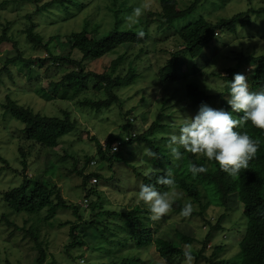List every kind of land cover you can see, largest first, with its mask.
Listing matches in <instances>:
<instances>
[{
	"label": "rangeland",
	"instance_id": "1",
	"mask_svg": "<svg viewBox=\"0 0 264 264\" xmlns=\"http://www.w3.org/2000/svg\"><path fill=\"white\" fill-rule=\"evenodd\" d=\"M114 1L0 0V36L4 28H8V39L0 44V69L9 64L10 58L18 59L8 66L10 75L6 71L0 73V155L7 160L4 162L0 158V264H39L33 238L24 236V230H15L2 217V213L9 210L3 199L4 192L18 186L25 175L33 178L43 176L53 181L69 203L79 206L77 212L73 207L62 206L49 210V206L37 215H31L32 219L27 225L25 221L29 215H8L21 227H29L31 222H37L42 236L48 241L49 260H57V264L99 263L127 257L137 259L133 264H187L184 256L172 262L162 258L155 242L142 248L128 242L127 235L121 231L123 228L115 222L118 219L121 222L124 218L116 217L114 213L102 215L103 211L134 212L135 206H139L138 214L145 223L150 228H156L154 239L168 238L183 250H191V264H211V261L218 260L234 264L231 258L238 252L235 228L244 227L248 221L243 213V203L236 196H232L229 208H221L208 205L202 186H199L204 194L202 201L175 188L167 192L170 196L175 193L170 211L160 219L152 220L148 206L138 199L144 179L157 169L153 156L147 155L145 151H151V148L138 141L126 145L124 140L130 138L126 133L122 140L117 139L112 145H108V142L111 134L120 133L126 119L133 123L131 136L143 133L153 122L158 121L166 127L156 131L154 142L166 150L168 140L165 138L178 134L179 123L189 116L194 117L199 110L192 105L186 93L189 82L199 84L209 93L219 94V99L227 97L229 89L225 88V81L217 77L214 71L219 70L227 76L229 67L238 66V73L246 76L249 90L252 91L253 76L261 64L240 62V58L243 55L261 58L264 55V13H252L247 19L245 12L264 7V0H177L182 9L196 3V10L188 17L176 20L166 30L161 14V0H130L126 7L133 3L134 9L126 12L120 22L112 9ZM119 1L122 0H117V4ZM136 9L140 10L139 16L135 15ZM238 13L243 15L232 20ZM201 16L213 25L224 19L230 20L228 29L218 30L219 34L205 48L206 56L201 61L194 62L189 55L182 58L178 68L181 78L177 82L161 81L159 72L172 57L174 50L181 48L182 39L178 30ZM31 26L42 37L41 44L28 39L27 31ZM117 26L120 30L135 27L145 33L147 40L136 44L125 43L108 54L83 61L79 50L72 47L71 36L74 32L86 31L89 36L101 37ZM122 56L125 58L119 64L116 74L127 75L130 62L134 61L139 76L129 86L116 89L118 104L105 109L81 104L88 98L94 101L106 99L104 88L96 91L95 78L89 79L85 90H77V87L70 89L60 84L55 93L52 91L55 82L61 81L65 73L80 67L64 57L81 61L85 71L103 74ZM28 59L34 60L31 67L25 64ZM8 93L35 112L50 116L60 115L62 109L70 108L79 125L76 130L63 136L62 143L56 148L45 149L27 141L22 137L23 124L1 105L6 101ZM219 99L214 98L213 101ZM77 101L79 104H76ZM126 112L129 114L125 118ZM93 137H97L102 146L107 144L102 148L106 155L113 159L119 157L112 166L108 160H99L97 143ZM119 141L120 148L113 154V146H118ZM66 152L75 158L67 157ZM23 161H26V167ZM83 168L85 174H102V178L97 177V182L93 181L96 176L90 179L94 184L91 187L99 190V197L96 193L87 196L88 192L82 186L83 175L78 173ZM85 198H88V206L82 205ZM56 202L54 198L51 205ZM96 202L93 210L92 205ZM175 202L183 206L191 202L192 213L187 217L181 216V209L174 205ZM219 220L223 227L214 229L213 225ZM86 221H89L88 224H85ZM95 222L103 227L102 233L108 237L107 242L103 241L101 249H94L102 237L101 231L91 226ZM74 223H81L77 236L86 242L82 249L75 247L78 250L74 254L80 255L76 263L66 262V247L72 241L70 228ZM114 232L118 233L117 237ZM186 238L191 240L187 241ZM221 244L224 250L215 252V245Z\"/></svg>",
	"mask_w": 264,
	"mask_h": 264
},
{
	"label": "trees",
	"instance_id": "2",
	"mask_svg": "<svg viewBox=\"0 0 264 264\" xmlns=\"http://www.w3.org/2000/svg\"><path fill=\"white\" fill-rule=\"evenodd\" d=\"M129 2L130 0H122L117 4V0L114 1L115 6L112 7V9L114 10L116 19L119 22L125 18L126 12H130L134 9L133 3L129 7H126V4ZM161 4L163 23L166 24L165 30L170 29L176 20L186 18L193 14L197 6V4L194 3L189 8L182 9L179 7L177 0H161ZM252 13L263 14L264 7L257 9L253 8L246 11V18L249 19ZM242 15L243 13H238L233 16L232 20H236ZM229 23L230 20L224 19L213 25L207 18L201 16L195 22L179 29L178 35L180 39H182V44L180 45L181 48L174 50L172 57L159 72V78L161 81L177 82L181 78L178 68L182 62V58H185V55H189L194 59V62L198 60L201 61L206 52L205 48L212 43L214 37L217 36L218 30L228 29L227 25ZM139 24L140 22H138L137 25ZM33 28L34 26L28 28L27 37L35 44H41L42 37L38 33H35ZM7 29L8 28L5 27L3 34L0 36V44L8 39V36H6ZM137 32L139 31L135 27L127 30H120L119 26L109 30L101 37L89 36V33L86 31L74 32L71 36V43L72 47L79 50L82 54L83 61L108 54L125 43L136 44L145 42L147 40L146 35L140 39L137 36ZM64 58L68 62L75 63V65H79L80 67L73 68L70 72L65 73L61 81L55 82V88L52 91L55 93L60 84L70 89H72V87H77V90H83V88L85 90L89 79L95 78L97 80L95 87L96 91H101V89L104 88L107 93L106 99L94 101L88 98L81 104H87L97 109L110 108L112 105L118 104L119 96L117 95L116 89L129 86L139 76L136 73L134 61L130 62L127 75L121 76L116 74L119 64L124 61V56L116 59L111 65V68L109 69L110 71L107 70L103 74L85 71V69L81 66V61L76 59L73 60L72 58ZM17 60L18 59L14 57L10 58L8 61L9 64L1 68L0 73L6 71L10 75L11 72L8 66ZM25 62L26 66L31 67L34 60L28 59L25 60ZM240 62H259L261 64V68H258L257 72L253 76L252 91L264 90V55L261 56V58L254 55H243L240 58ZM227 70L229 73L227 76L223 75V72H220L219 70L214 71V74L223 79L226 85L225 88L229 89L228 85L231 83V79H233L234 74L238 73L239 68L238 66H231ZM186 93L189 96L192 105L197 106L198 108L202 103H206L212 107L214 106L215 108L217 107L224 108L229 111L231 110L224 97L219 99L221 97L219 94L209 93L199 84L189 82L187 84ZM214 98L219 100L214 102ZM76 104H79V102L77 101ZM1 105L7 113H12L14 117L23 124V139L39 144L45 149L58 147L62 143L61 138L76 130L79 125L77 119L73 117L70 108L62 109L60 115L50 116L40 112H35L28 106H25L13 99L9 93L7 94L6 101ZM128 114L129 112L124 113L125 118ZM232 115L233 118L240 119L243 116V113L234 112ZM126 120L125 124L120 128L121 131L119 134H111L108 145H112V143L117 139L122 140L124 134L126 133L130 136L128 140H124L126 145H130L138 141L151 148V152L155 154L153 156V162L157 166V169L152 171L150 176H147L144 179V185H152L156 190H160L161 192H170L175 188H180L191 198L201 201L205 194L208 199V205L211 204L221 208H229L232 196H236L237 200L243 203V213L248 221L244 227L235 228V233L237 234L236 236L234 235V237H236L235 242L238 246V252L233 258H231V260L234 261V264H264V129L254 127L250 122L246 123L243 128L236 129L237 131L245 132L256 142V153L249 160L247 168H242L237 175L232 176L222 171L219 168L218 163L215 161H208L203 155L196 156L190 152H185L181 160L173 159L168 148L165 150L154 142L156 131L160 128H165V124H160L158 121H155L143 133L131 136L133 123L129 119ZM168 137L165 139L168 140ZM93 139L96 140L97 143V153L100 156L99 160H108L112 166L114 160L119 157L113 159L106 155L98 138L93 137ZM20 149L22 152L21 146L19 150ZM110 154L112 153L110 152ZM22 155L25 156V153L23 152ZM65 155L70 158H75L68 152H66ZM0 158H2L4 162H7V160L1 155ZM90 161L91 157L88 158V163ZM23 163L26 167V161H23ZM193 165H203L206 167V171L194 175L190 170ZM134 169L137 170L136 168ZM78 173L83 175L82 186L85 192H88L87 196L91 193H96L98 194L97 197H99V190L91 187L94 184L91 183L90 179L92 176L102 178V174H85L84 168L79 169ZM165 175H169L174 180V185L171 188L167 185L158 183V179ZM199 186H202L204 189V194L200 191ZM54 198L57 199V202L54 205H51ZM3 199L5 201V205L9 209L7 212L2 213L3 219H6L9 224L13 225L15 230H24V236L33 238L35 250L38 252V263L57 264V260H49L48 241L47 238L42 236L41 227L38 226L37 222H31L29 227H21L12 221L10 217L8 218V215L10 213L11 215H29L25 221V225H27L32 219L30 218L31 215L35 216L41 210L48 208L49 206V210H55L62 206L73 207L75 208V212H77L79 206L74 203H69L62 195L60 187L53 181L46 179L43 176L33 178L25 175L24 180L18 186L4 192ZM96 204L97 202L93 203V210L95 209ZM174 205L178 209L183 208V204L180 202H175ZM134 209V212L127 213L118 211H103L102 215L114 213L116 217L119 216L122 219L124 218L121 222L118 221L119 219L115 222L119 223V227L123 228L121 231L127 235L126 240H128V242H133L137 247L142 248L150 245L152 242H155L161 257L169 262L174 261L178 257L184 256L183 248L177 246L173 240L164 237L154 239V232L156 231V228H150L145 223L142 216L138 214L140 212L139 206H135ZM102 215L101 217H103ZM88 222L89 221H86L85 224H88ZM122 222H124L123 225L121 224ZM221 223L222 222L219 220L215 225H213L214 229L222 228L223 226ZM91 226L101 231L102 237L99 239V242L97 241L94 248L101 249V247H103V241L107 242L108 237L105 236V233H102L103 230L101 228L103 227L97 225L96 222L95 224L92 223ZM80 227L81 223H74L70 228L72 241H70L66 247V251L68 252L66 262L74 261V263H76L77 258L80 257V255L76 256L74 251L76 252V250L82 249L83 246L86 245V242L80 240L79 236H77V230ZM113 234L116 237L118 235L116 232ZM186 240L190 241L191 239L186 238ZM76 246L78 249H75ZM214 248L215 252L223 251L224 245H215ZM111 249H113V247ZM135 260L137 259L133 257L122 259L112 258L108 261H102L99 263L87 262L86 264H133ZM211 262V264H229V261L224 260ZM7 264L13 263L9 262Z\"/></svg>",
	"mask_w": 264,
	"mask_h": 264
},
{
	"label": "clouds",
	"instance_id": "3",
	"mask_svg": "<svg viewBox=\"0 0 264 264\" xmlns=\"http://www.w3.org/2000/svg\"><path fill=\"white\" fill-rule=\"evenodd\" d=\"M140 15V10H135ZM131 19V17H129ZM143 31L137 32L143 38ZM229 92L225 99L230 111L224 108H214L202 103L194 117H187L178 125V134L168 137V148L175 160H181L185 152L193 155H203L208 161H215L219 168L235 176L242 168H247L249 160L256 153V142L245 132L237 131L250 122L252 126L264 129V90L250 91L244 74H234L228 85ZM242 112L240 119L233 118L232 113ZM183 151H182V150ZM147 155L154 156L145 150ZM191 172L195 175L206 171V167L193 165ZM158 183L169 186L174 180L165 175L158 179ZM175 193H160L152 185H141L138 199L143 201L149 209L150 219L158 220L166 215L172 206ZM193 211L191 202L185 203L180 215L189 216ZM187 264H191L193 256L189 248L183 250Z\"/></svg>",
	"mask_w": 264,
	"mask_h": 264
},
{
	"label": "built area",
	"instance_id": "4",
	"mask_svg": "<svg viewBox=\"0 0 264 264\" xmlns=\"http://www.w3.org/2000/svg\"><path fill=\"white\" fill-rule=\"evenodd\" d=\"M120 145H121V141H119L118 146H117V145H114V146H113L114 149H115V150H114L115 152H112L113 154L116 153V152L118 151V149L120 148ZM103 146L106 147L107 144H106V145H103ZM92 163H96V162L93 161ZM93 181H94V182H97V181H98V178H97V177H94V178H93ZM88 203H89L88 198H85L84 201L82 202V205H84V206H88Z\"/></svg>",
	"mask_w": 264,
	"mask_h": 264
}]
</instances>
